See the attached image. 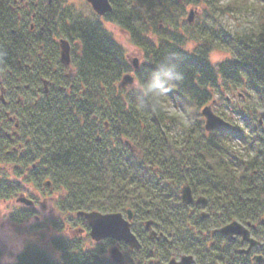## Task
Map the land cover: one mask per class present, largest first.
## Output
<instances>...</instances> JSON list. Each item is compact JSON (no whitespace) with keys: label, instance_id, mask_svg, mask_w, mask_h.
<instances>
[{"label":"trees","instance_id":"trees-1","mask_svg":"<svg viewBox=\"0 0 264 264\" xmlns=\"http://www.w3.org/2000/svg\"><path fill=\"white\" fill-rule=\"evenodd\" d=\"M31 1L36 6L19 9L0 0V166L8 168L0 201L22 194L36 202L31 187L60 191L58 214L83 235L51 236L46 247L29 243L12 264H116L106 254L115 243L92 242L76 216L92 210L132 211L140 248L118 243L125 264L189 254L194 264H253L238 254V239L211 233L231 221L252 225L251 236L263 244L255 252L264 258V0H109L111 11L94 19L68 0ZM191 7L199 13L188 23ZM225 15H250L249 25L230 30L221 23ZM103 21L140 50L135 70ZM59 38L71 47V76L59 62ZM214 51L227 57L213 63ZM166 58L183 78L157 101L119 86L126 73L147 79ZM237 90L247 102L230 106L226 94ZM219 102L237 122L206 132L200 110ZM217 113L226 120L224 110ZM183 185L205 204L184 206ZM5 219L39 239L42 230L63 228L52 218L37 221L28 206H13ZM148 220L165 240L149 237Z\"/></svg>","mask_w":264,"mask_h":264},{"label":"water","instance_id":"water-1","mask_svg":"<svg viewBox=\"0 0 264 264\" xmlns=\"http://www.w3.org/2000/svg\"><path fill=\"white\" fill-rule=\"evenodd\" d=\"M93 10V12L98 16H103L104 14L111 11V4L109 0H85ZM193 21V12L189 11L187 15V22L191 23ZM59 45V61L64 66H68L70 63L69 56V44L66 40L60 39L58 41ZM132 66L134 69L137 68L138 62L136 59L132 60ZM134 78L130 74H125L121 77L119 86L120 87H129L133 84ZM0 101L4 104L3 100V91H0ZM200 114L203 118V126L206 132H210L212 129L218 126L230 127V124L226 122L220 116H217L213 113L211 106L206 105L201 108ZM262 119H264V111L259 113L258 122L261 124ZM49 186V182L45 183ZM180 200L181 203L185 206L192 205L193 203L204 205L205 199L203 197H198L194 199L192 191L188 185H183L180 189ZM16 202H19L25 206H32L33 202L30 199L22 196L16 199ZM76 216L83 218L88 225V235L90 239L94 242H99L101 240L110 239L116 243H123L127 245L131 250H139L140 243L136 236L131 231V219L133 213L131 210H126V215L123 216L121 213H101L98 211H78ZM205 217V214H202V218ZM152 221L148 220L144 224V229L148 231L150 238L158 240L161 233L158 235L154 230H151ZM251 225L249 223L243 225L237 221H231L217 229L212 230V233H217L221 236L227 238L239 237L241 242L247 244L246 249L238 250L239 253H247L249 249L254 246H260L261 244L254 240L250 236L249 228ZM165 240L166 238L163 237ZM110 259L116 263L120 264L123 262V257L118 249L114 246L109 250ZM255 262H260L261 256L255 255L253 257ZM193 257L191 255H182L178 260L174 258L170 259L165 264H193Z\"/></svg>","mask_w":264,"mask_h":264},{"label":"rangeland","instance_id":"rangeland-1","mask_svg":"<svg viewBox=\"0 0 264 264\" xmlns=\"http://www.w3.org/2000/svg\"><path fill=\"white\" fill-rule=\"evenodd\" d=\"M68 3L73 5L77 11H80L84 17H88L92 19L96 18L92 14L94 12L84 0H68ZM189 10H193V18H195V16H197V14L199 13L198 12L199 10L197 8L191 7L187 10V12ZM220 20L221 23L230 30L244 29L249 25L250 15H236V16L225 15L221 17ZM102 23L105 29L111 33L112 38L124 49L125 57L129 62H131L133 59H136L139 63L143 61L140 50L130 43L127 34L122 29H120L118 26L112 23H108L105 21H103ZM188 47L191 48L192 45L190 44ZM226 57L227 55L225 53L219 51H214L210 55L211 62L213 63H217ZM241 94L242 93L239 90L227 93L226 96L228 97L229 105L236 106L247 102V98L242 96ZM227 108L228 106L225 105L223 102L216 103V105L212 106L213 112L216 113L217 115H218L217 112L219 110L220 111L224 110V112L227 113L226 120L233 125L234 123L237 122L236 116ZM167 110L168 112H173L174 108L172 106L171 107L167 106ZM7 169L8 168L6 166H0V175L2 173H7L6 171ZM29 191L33 196L37 198L36 202L32 200L34 202L32 207L37 212V221H44L46 218L59 220L61 224H63L62 231L58 232L52 228H50L47 231L42 230L40 234L44 235L43 239H39V237L37 236L20 233L14 228V226L11 225L10 222L6 221L5 217L8 215L9 211L13 206L24 207L23 204L16 202L17 198L22 197L24 195L18 194L6 202L0 201V252H1L0 263L1 264H12L15 261V255L19 253L23 249V247L29 243H35L38 245H42L43 247H46L47 246L45 243L46 239H48L51 236L77 235V237H82L83 235V232L79 230L80 228L79 226H77V229L76 227L73 226H67L68 217L58 214V211L55 208L54 201L61 194L60 191L52 190L49 193L46 191L41 192L42 190L40 191L34 187L29 188ZM201 212L204 213V211L202 210ZM33 220L34 218L31 219L32 222ZM102 242L103 241H100L98 243H102ZM109 248H107L106 250L108 251ZM107 251L106 254L108 253ZM50 256L54 260L58 259V255L54 254L53 252H50ZM121 264H125V263L122 262Z\"/></svg>","mask_w":264,"mask_h":264},{"label":"clouds","instance_id":"clouds-1","mask_svg":"<svg viewBox=\"0 0 264 264\" xmlns=\"http://www.w3.org/2000/svg\"><path fill=\"white\" fill-rule=\"evenodd\" d=\"M182 78L174 59L166 58L157 64L147 79L137 80L133 87L144 100L155 102Z\"/></svg>","mask_w":264,"mask_h":264},{"label":"flooded vegetation","instance_id":"flooded-vegetation-1","mask_svg":"<svg viewBox=\"0 0 264 264\" xmlns=\"http://www.w3.org/2000/svg\"><path fill=\"white\" fill-rule=\"evenodd\" d=\"M13 4H14V6L16 7V8H19V9H28L29 8V6L32 4V5H34V6H36V2H33V1H31V0H13ZM31 16H33V13H31ZM34 29V27H33V25H30V30H33ZM60 40V39H59ZM58 40V41H59ZM70 49H71V47H70ZM69 56H70V52H69ZM58 58H59V56H58ZM60 62V61H59ZM60 64H62V63H60ZM63 65V64H62ZM63 67H64V69H65V73H64V75H65V77L66 76H71L72 75V69H71V67H70V64L68 65V66H64L63 65ZM47 85H48V82L46 81V80H44L43 81V88H44V93H46L47 92ZM0 91H3V90H0ZM3 100H4V93H3ZM3 104V103H2ZM3 105H5V101H4V104ZM11 118H9V120H10ZM14 128H17V123H14ZM7 136H9V134H7ZM10 137V136H9ZM202 214V213H201ZM206 217V216H205ZM249 231H250V229H249ZM250 236H251V234H250ZM252 237V236H251ZM238 239L239 240V243H240V247H239V249L238 250H240V249H246L247 248V244L246 243H244V242H241V239L239 238V237H234L233 239ZM253 238V237H252ZM254 240H256L257 242H259L261 245L260 246H254V247H252L251 249H249V251L247 252V253H239L238 252V250H237V252H238V254H241V255H248L249 256V260H250V262H252L253 264H264V258L262 257V255L261 254H258L257 252H255V250L256 249H260L261 247H262V243L259 241V240H257V239H255V238H253ZM105 240H110V239H105ZM159 240V239H158ZM101 241H104V240H101ZM110 249V248H109ZM108 253V256H109V250L107 251ZM190 255V254H189ZM255 255H260L261 256V260H260V262H255V260L253 259V257L255 256ZM180 256H182V255H179V256H174V257H172V258H174L175 260H178L179 259V257ZM192 256V255H191ZM122 257H123V255H122ZM193 257V256H192ZM172 258H170V259H172ZM169 259V260H170ZM168 260V261H169ZM167 261V262H168ZM193 261H194V257H193ZM167 262H165V263H167ZM164 263V264H165ZM152 264H156V263H152ZM193 264H194V262H193Z\"/></svg>","mask_w":264,"mask_h":264},{"label":"bare ground","instance_id":"bare-ground-1","mask_svg":"<svg viewBox=\"0 0 264 264\" xmlns=\"http://www.w3.org/2000/svg\"><path fill=\"white\" fill-rule=\"evenodd\" d=\"M121 264V263H120Z\"/></svg>","mask_w":264,"mask_h":264}]
</instances>
